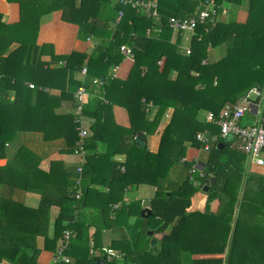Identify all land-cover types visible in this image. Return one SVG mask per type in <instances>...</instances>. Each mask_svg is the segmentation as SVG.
Wrapping results in <instances>:
<instances>
[{"label": "trees", "instance_id": "16d2710c", "mask_svg": "<svg viewBox=\"0 0 264 264\" xmlns=\"http://www.w3.org/2000/svg\"><path fill=\"white\" fill-rule=\"evenodd\" d=\"M15 1L19 4V21L15 24L0 21V59L12 63L17 55L19 59L25 57V64L33 71L43 64L49 67L51 61L64 62L59 69L67 76L65 89L68 96L72 95L74 106L73 93L79 86L97 94L86 100L81 115L86 124L85 117L89 114L96 122L86 126L88 133L83 138L86 150L81 173L83 196L75 197L76 175L73 179L67 176L64 184H58V213L51 238L47 228L48 210L53 202H41L32 208L6 195L27 188L38 189L29 184L34 181L38 156L29 151L25 155L26 149L22 147L17 150L13 165L0 166V261L40 264L36 237L43 236L44 249L52 250L56 258L51 264H264V173L247 172L246 156L231 140L220 139L210 147L203 162V175L194 174L198 185L192 184L188 173L179 183L176 176L168 179L170 169L178 163L190 169L192 161L184 158L188 147L201 148L195 138L197 131L210 128L217 132L215 126L204 120L203 112H218L225 103L234 102L251 86L264 84V0H214L218 6L226 7L230 16L227 20L220 17L197 26L189 40V54L179 48L180 40L174 44L169 41L167 19L194 14L203 7L204 0H159L158 20L114 0H52L56 4L52 9H61L62 20L78 24L80 39L100 37L88 56L74 51L57 56L48 52L52 44L36 45L34 35L40 13L27 16V10L34 8L30 5L34 2L39 12L46 0ZM243 3L247 5V17L241 22L233 17L232 11ZM119 11L123 14L117 19ZM147 28L152 29L148 34ZM13 35H16L15 40ZM13 41L18 47L8 56H2ZM122 44L132 47L134 57L127 80H118L110 74L123 58L119 49ZM220 47L225 49L222 56L209 61L208 50ZM46 54H50L49 61L42 59ZM163 57L160 69L158 62ZM84 65L85 79L76 80V74ZM172 71L176 72L174 78ZM0 75V111H3L6 106L2 103L7 99L9 87L3 82L13 81L17 96L12 104L17 103L22 89L16 84L19 81L16 75L1 70ZM94 77H99L100 84L92 82ZM118 85L121 86L117 88ZM149 102L153 106L151 112L146 110ZM114 104L125 107L131 119L135 114L140 115L137 123L142 125L135 126L133 132L141 136L144 131L146 137L171 110L155 153L134 139L131 143L133 152L128 155L132 157L138 181L156 187L148 201L152 214L147 218L138 214L136 222L128 221L134 214V202L123 200L126 185L114 188L117 189L115 193H102L91 188L84 177L89 153L101 140L94 125L101 115L110 113ZM78 119L79 115L75 114L64 136L66 145L73 150L78 138ZM13 121L6 129L0 124V159L5 158L6 143L22 129L20 119ZM219 142L223 143L218 146ZM117 169L118 165L113 166L112 171L117 172L121 180L125 179L127 175L120 174ZM45 181H41L39 187ZM107 184L110 189L117 185ZM205 184L208 202L218 195L216 211L189 210L193 194ZM116 202H120V206L113 208ZM21 213L28 217L20 216ZM89 225L96 228L97 239L92 246L98 250L102 246L110 247L118 257L89 253ZM41 227L44 231L39 230ZM109 229H119L122 236L103 244L100 237ZM66 230L72 232L67 241L63 239ZM156 234L160 235L159 239H155ZM196 253L224 254V257L192 259Z\"/></svg>", "mask_w": 264, "mask_h": 264}, {"label": "crops", "instance_id": "0c3cea01", "mask_svg": "<svg viewBox=\"0 0 264 264\" xmlns=\"http://www.w3.org/2000/svg\"><path fill=\"white\" fill-rule=\"evenodd\" d=\"M112 4L114 5L115 3L113 2ZM30 5L34 6V8H29L27 10V16H35L40 13L36 34L34 35V42L36 45L52 44V49L49 47L48 52H52L57 56L67 55L72 51L83 53L87 56L92 53V49L100 37L80 39L78 37V24L62 20V11L61 9H52L53 6L56 5L52 0H46V5L42 9L46 10L45 12L42 10L38 12L34 2H31ZM239 17H241L240 14ZM246 17L247 13L245 11V17L243 19L239 18L238 21H245ZM19 19V4L15 0H0V21L5 24H15ZM169 30V41L174 44L176 41L180 40L179 48L186 53V49H190V39L188 38H190L191 35L189 33H176L171 29ZM15 36L16 35H13V40H15ZM183 39H185L186 42H184ZM17 47L18 43L16 41L11 42L2 56H8ZM129 47L132 49L131 46ZM222 53L223 51L211 48L208 50V60L211 62L216 61L222 56ZM122 55L123 58L110 70V74L118 80H127L134 64L133 50L132 56ZM42 59L49 61L51 59L50 54L42 56ZM163 62L164 57L158 62L160 69L162 68ZM63 64L64 62L62 61H51L49 67L43 64L42 67L33 71L32 67H28L25 64V57H20L19 59V55H17L12 63L0 59V70L8 72L11 75H16L19 79L16 84L22 89L17 103L12 104L17 96L16 89L12 86L13 81L3 80V83L7 84L9 87L6 90L7 99L2 103L3 106L6 107L3 111H0V124L6 129L10 127L11 122H14L13 120L20 119L22 129L17 131L15 136L6 143V155L5 158L0 159V166L6 163L13 165V163H15L13 162V158L17 150L22 147L26 149L24 152L25 155H27L29 151L36 154L39 158L36 170L33 173L34 176L32 177L34 181L29 183L38 189L27 188L26 191H20L14 195L6 193V195L10 196V200L20 201L22 204L32 208H35L41 202H53L48 210L49 225L47 233L49 238L53 236L54 219L58 213V206L56 205L58 200L57 186L59 183H65V177L68 176V178L73 179L75 175L77 176L76 169L80 163V158L74 153L73 149L66 145L64 138L68 133L70 120L74 119L75 109L72 95L68 96L65 89L68 83L67 76L63 75L61 69H59L62 68ZM84 67H86V65H84ZM82 68L80 72L76 74V80L85 79ZM175 75L176 72L172 71L171 77L174 78ZM102 78H104V76H102ZM29 84L35 85L36 88L28 87ZM120 86L121 85H118L116 87L119 88ZM5 88L6 87H4V89ZM94 95L97 94L88 96L87 101ZM151 109H153V106H151V102H149L146 110L151 112ZM170 114L171 110H168L164 117L158 122L154 132L147 137L143 131L142 134L145 135V146H147L149 152L155 153L158 150L160 135ZM138 117H140V115L135 114L133 116V121L128 110L117 104L112 105L110 113L103 114L99 117L101 119L94 125V129H96L97 135L101 136V140L95 143L94 147H92V151L89 153L88 163L85 165L87 173L84 174V177L88 180V184L90 182L91 188L97 189L102 193H108L110 191L115 193L117 189L114 188L126 185L124 186L123 200L126 201V203L131 201L134 203L138 201L139 204L146 203L147 205L142 208L144 209L149 207L148 201L153 196L156 187L138 181L137 172L131 163L132 157L128 155L133 152L131 147L132 140L134 139L136 141V138L139 137V132H133L135 126L141 127L142 125V123L140 125L137 123L139 120ZM85 118L87 120V124L85 123L86 126L96 122L95 117L90 114L86 115ZM207 153L208 152L203 151L201 148L188 147L184 160L192 161V165L198 163L197 165L203 168V162L206 159ZM125 162H127V164ZM116 165H118L119 169L117 170L120 174L125 173L127 175L125 179L121 180L118 173L114 170L112 171L113 166ZM260 168L261 167H257V169L251 170L247 168L245 163L247 172H261ZM44 179H46L45 183L39 187V183ZM109 182L117 185H115L113 189H110L111 187L107 184ZM198 184L197 181V185ZM41 191H44V193L41 194ZM201 191L202 188L197 192L196 198L192 196L189 210L215 212L218 206V195H215L208 202L207 195L201 194ZM113 206V208L120 206V202L114 203ZM141 210L139 211V216H141ZM19 215L28 217L25 213ZM130 218H132L131 221H129ZM137 218L138 216L133 214L128 218V221L136 222ZM39 230L44 231V228L41 227ZM0 231H2V228H0ZM121 236L120 230L117 232L109 229L103 232L100 241L103 244H109L113 240L120 239ZM156 236L157 234L154 235L155 238ZM88 239L89 245L96 242V228L93 225L88 226ZM259 242H261V238ZM57 245L58 242L56 247ZM36 247L39 250L37 262L40 264H51L54 252L50 249H44L43 236L36 237ZM219 257L223 258L224 254L196 253L193 254L191 258L203 259ZM0 262L9 264L6 260H1Z\"/></svg>", "mask_w": 264, "mask_h": 264}, {"label": "built area", "instance_id": "2783aa9c", "mask_svg": "<svg viewBox=\"0 0 264 264\" xmlns=\"http://www.w3.org/2000/svg\"><path fill=\"white\" fill-rule=\"evenodd\" d=\"M114 1L122 5L129 4L139 11L146 12L156 20L159 19V0ZM226 9L224 6H218L214 0H204L203 7L200 10L188 16H170L167 19V25L176 33H189L192 36L197 26L207 21H214L220 18L226 14ZM122 14L123 12L119 11L117 19ZM151 30L148 28L147 33H150ZM119 49L122 54L132 56V50L129 46L122 44ZM186 53L189 54L190 49H186ZM82 73H86V67L82 68ZM92 82L100 84L99 78H93ZM29 87H34V85L29 84ZM88 96H90V93L83 85L79 86L73 93L75 114L79 115V119L77 120L79 122V126L77 127L78 138L75 141L74 148V153L80 158V163L76 169L78 175L75 179V183L78 186V190L75 193L77 199L83 196V190H81V173L86 155L83 138L87 135L88 130L81 115ZM204 120L210 125L215 126L217 132H212L210 128L196 132L195 138L200 143L203 151L208 152L210 147L220 139L231 140L232 145L245 154L248 169L252 165L255 167H264V84L251 86L234 102L225 103L218 112L207 111ZM197 164H193L188 171L189 180L194 184L197 183L194 174L199 172V175L202 176V168ZM71 234V230L64 231L63 239L65 241L69 240ZM89 253L96 256L105 255L111 257L116 255L118 257V254H115L116 252L107 246H102L100 250L91 246ZM65 260L68 261V258ZM55 261L56 258L53 256L52 262ZM0 264L3 263L0 262Z\"/></svg>", "mask_w": 264, "mask_h": 264}, {"label": "rangeland", "instance_id": "374dc122", "mask_svg": "<svg viewBox=\"0 0 264 264\" xmlns=\"http://www.w3.org/2000/svg\"><path fill=\"white\" fill-rule=\"evenodd\" d=\"M226 14L225 15H222L221 16V18L220 19H224V20H227L228 18H229V16H230V12H229V10L228 9H226ZM245 11H246V13H247V5H246V3H243L241 6H238V7H234L233 8V11H232V15H233V17L238 21L239 20V18L240 19H243L244 17H245ZM240 12V13H239ZM239 14L241 15V17H239ZM242 21V20H241ZM183 41L184 42H186L185 41V39H183ZM218 51H224L225 49H223V47L221 48H216ZM206 113L207 112H203L202 113V115H203V118H205V116H206ZM149 132V134H151L150 133V131H148ZM148 134V135H149ZM245 163H246V161H245ZM250 169L251 170H255V169H257V167H255V166H250ZM261 169V172H263L264 173V167H261L260 168ZM188 170H189V168L186 166V165H184V164H182V163H178L174 168H172V169H170V172H169V176H168V179L170 180L171 178H173L174 176H176V182L177 183H179V182H181L183 179H184V177L186 176V174L188 173ZM194 186H196L197 185V183H192ZM198 192V191H197ZM197 192H195L194 194H193V198H196L197 197ZM201 194H203V195H205V194H207L206 192H200ZM196 200V199H195ZM134 205V215H136V216H138V214H139V211L143 208V207H145L147 204L146 203H144V204H137V203H134L133 204ZM114 207V206H113ZM121 213V212H120ZM132 220V218H130L129 219V221H131ZM151 221L152 222H154V218H151ZM115 227V226H114ZM120 227H122L123 228V225H121ZM115 231H119V229H115ZM160 238V235L159 234H157V236H156V238L155 239H159ZM92 246V244L90 245V247ZM192 257V256H191ZM192 259H197V258H192ZM183 261H184V258H183V260L181 261L182 263H183Z\"/></svg>", "mask_w": 264, "mask_h": 264}, {"label": "water", "instance_id": "95a60500", "mask_svg": "<svg viewBox=\"0 0 264 264\" xmlns=\"http://www.w3.org/2000/svg\"><path fill=\"white\" fill-rule=\"evenodd\" d=\"M144 137H145V135L144 134H141V136H139L138 138H136V142L139 143L142 147L145 146ZM220 143H223V142H219L218 143V146L220 145ZM207 190H208V186L207 185H204L202 187V191L206 192ZM151 214H152V211H151L150 207H146V208H144V209L141 210V216L144 217V218H147ZM154 242H155V239L153 238L151 240V243L153 244Z\"/></svg>", "mask_w": 264, "mask_h": 264}]
</instances>
